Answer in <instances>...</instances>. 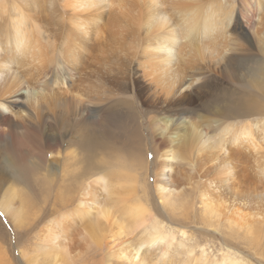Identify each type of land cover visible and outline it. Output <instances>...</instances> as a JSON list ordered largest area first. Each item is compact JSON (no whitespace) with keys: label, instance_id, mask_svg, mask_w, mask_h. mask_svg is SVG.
<instances>
[{"label":"rangeland","instance_id":"rangeland-1","mask_svg":"<svg viewBox=\"0 0 264 264\" xmlns=\"http://www.w3.org/2000/svg\"><path fill=\"white\" fill-rule=\"evenodd\" d=\"M5 1L11 7L2 13L5 18L3 25H9L10 18L19 15L17 12L21 9L26 20L22 31L24 34L17 37L20 47L15 63L0 68V90L4 89L3 84H13L12 90L5 95V106L0 107L3 115L0 130H4L2 135L0 133V207L1 204H10L15 214H21L17 215L19 222L16 226L0 210V264H26L31 256L38 257L37 264H46L45 260L50 264L51 258L58 254L62 259H72L74 256V264L86 259L83 245L75 246L81 240L80 229L74 228L68 237L65 233V242L57 251L50 247L53 243L43 240L44 227L51 220L56 221L69 214L67 212L71 207L68 208L70 205H67L69 202L66 199L75 195L77 184L78 190H81L83 182L93 180L98 174H107L108 170H103L105 167L114 169L119 163L132 174L139 175L136 188L140 189H136L137 196L151 211V215L158 218L160 227L165 228L162 231L174 232L175 245L178 242L184 245L183 249L178 247L179 252L167 259L158 257L156 252L151 253L145 258V264H200V261H190L185 252L193 249V256L200 258L202 247L208 259H214L217 263L222 254H230L237 264H264V185L256 181L257 177L264 180L256 173L258 165H264L260 164L264 163V35L261 36L260 30H256L257 26L251 24L247 31L239 30L228 37L235 42V48L243 51L237 57H231L226 68L223 67L218 73L214 66L219 51L215 52L210 46H218L223 54L229 52L230 47L223 40L209 42L210 49L198 52L195 51L201 46L200 41L193 43L195 45L183 46L188 49L183 54L185 51L182 48V54L185 55L183 60L192 54L184 62L183 72L188 75L200 74L204 78L193 83L189 89L192 101L186 109L190 119L178 121L179 125L199 123L198 134L203 137L217 135V128L225 125L235 126L243 122L257 125L254 139L257 138L258 142L254 141L255 150L241 148L243 151L240 149L239 154L245 160L243 167L247 171L249 167L248 172L256 176L255 181L243 183L240 189L247 204L242 211L243 215L246 213L245 220L248 218L252 223L256 221L253 234L250 228L252 232L240 225L233 227L232 222L221 214L214 217L213 213L218 207L216 200L209 209L202 200L203 192L209 191V188L204 189L206 186L200 184L201 171L205 167H198L207 159L208 152H205L204 146L191 149V154L184 151L179 155L183 159L176 162L181 161L182 172L184 168L187 172H184L185 181L181 180L183 187L180 186V191L178 189L181 197L179 200L175 198V203L169 202L167 207L160 202L153 184L156 171L154 150L159 149V140H169L170 135L166 130L167 133L162 137L159 131L153 130L152 121L164 118L159 125L166 122L171 129L175 123L168 118L167 113L161 111L160 105L153 106L150 103V92L146 90V82L139 73L137 46L141 38L171 26L181 30L191 17L200 18L198 28L204 24L202 16L207 7L206 0H95L92 8L79 16L82 20L78 19L83 24L80 31L88 29L89 36L79 34L75 37L78 43L76 48L71 47L69 59V49L63 46V35L68 32L69 23L59 12L56 0H0V6ZM50 2L54 7L48 6ZM263 11L258 13L259 18L264 15ZM91 17L94 23L90 21ZM254 30L257 37H252L250 46L246 43L247 34L250 36ZM202 46L205 47L204 43ZM62 51H67L66 57ZM65 66L70 67L68 71ZM62 75L66 76V81ZM62 84L65 90L66 86L69 87L70 90L66 91L69 95L59 86ZM56 90L63 93L54 96ZM26 133L29 134L28 141L21 138ZM88 138H96L93 141L96 144L91 155L93 157H88L86 153L85 141ZM216 140L211 141L212 147L217 145ZM4 145L11 147L8 152H2ZM7 158L16 162L17 158L20 159L18 165L21 168L14 170L16 167H7ZM261 170L264 171V167ZM108 177H113L112 173ZM6 183L14 189V193L6 191L10 187ZM181 250L185 252L181 253ZM53 251L57 252L54 254ZM77 253L81 254L82 260L77 259ZM102 258V255L95 257L94 264H101ZM110 262L122 264L120 260L111 259Z\"/></svg>","mask_w":264,"mask_h":264},{"label":"bare ground","instance_id":"bare-ground-1","mask_svg":"<svg viewBox=\"0 0 264 264\" xmlns=\"http://www.w3.org/2000/svg\"><path fill=\"white\" fill-rule=\"evenodd\" d=\"M85 1L86 0H56V3L58 4L59 12L64 17V20L69 23V30L63 35V46L69 49L68 56H67V51L65 53L62 51V53H64L63 56L64 57L67 56L68 59L71 57L70 56L71 47L75 46L76 48V45L78 43L77 40H75V37L79 36V34H82L83 36L87 35L88 29L84 32L80 31L81 29H83L81 28L83 24L81 25L78 22V19L82 20V18H79V16H82L84 12H87L86 10L89 9L91 5L95 4V0H90L88 4H86ZM206 4L207 7L205 13L202 16L204 24H201L198 28L197 26L200 18L191 17L188 20L187 24L181 30H178L175 26H171L170 28L164 31L158 33L155 32L153 35L149 37L142 36L143 38L139 40L141 42L137 46V54H138L137 64H139L138 68H140L139 73L141 78L146 82L145 85L146 90L150 92V97H151L150 103L153 104V106L160 105L161 111L167 113L168 118L172 119V121L175 123L174 128L171 129L170 126L168 127L166 122H164V124H162L161 126L159 125V122L163 121L164 118L159 119L158 121L156 120L152 121L153 130L159 131L162 137L165 135V133H167L166 132L167 130L169 135L171 136V137L168 136L169 140H163V141H160L159 140L160 138L159 139L157 138L159 140L158 142L159 149L156 148V150H154L155 164L154 163L153 164L155 165L156 171L153 176V181H154L153 184L155 186L156 193L160 202L162 201L166 206L167 203L169 204V202L173 204V202L175 201L174 199L177 197L179 200V197H181L179 196L180 194L179 191L183 187L181 186V184L183 179L185 178L184 172L186 171V168H184L185 171L182 172V168H181L182 166L179 163L181 161L179 162L176 161L183 159V158H179V155L181 156V154L184 151H188L189 153L187 154H191L192 152L191 149L197 148L198 146L200 147L202 145L205 147V152H208V155H207V159H205L204 161V164L201 163L202 165L199 166L197 165V166L205 167L203 168V171H201L202 175L200 174L201 175L200 184L206 186V187L203 186L204 189L207 188L208 190L209 188V191L207 193H204L206 191L203 192L204 199L202 200L205 202V205H207L208 209L213 204V201L216 200L218 207L217 210L213 213V215H215L214 217H219V215L221 214L227 220H230L232 222L233 227H238V225H240L243 226L244 229L248 228L249 230V231L247 230L248 232L253 231L254 234V230L252 229L256 227L254 225L256 221L252 223L251 222L252 220L249 221L248 218L247 220H245L246 213H244L243 215L242 211L243 208L246 209L247 204L244 201L245 196H241L240 194V189L243 183L249 184L248 182H250L251 180L255 181L256 176L254 174H253L254 176H252V173L248 172L249 167H248V171L246 170L245 167H243L245 160L243 161V157H241L239 154L241 148H246V149L251 148V151L255 148L254 145L256 144V142H258L256 140L257 138L254 139L255 133L258 129L257 125H252V123L250 122H243L235 126L225 125L223 128H221L222 127L221 126L217 128V130L215 129L218 132L217 134L218 136L214 135V136L203 137L198 134V128H200L199 123L190 121L191 123H185L186 125H179L178 121L182 120L183 118L186 119L189 118L187 117L189 112L186 109V107L192 101V99H190L189 89H191L193 83L198 82L200 79L203 80L204 78V76L202 77L200 74L194 73V75H188L185 72H183V65L185 64L184 62H186L188 58H191L192 55L190 52L191 55L189 56L187 55L188 57L187 58L185 57L186 59L183 60V57L185 56L183 54H185L186 50H188L186 48H183V46L185 45L191 46V44L195 45L193 43H195L196 41H200L202 44L204 43L205 47H203L201 44L200 46L201 48L199 47V49H196L195 52L207 48L210 49V47L215 52L219 51L214 66V68L216 69L215 72L218 73L219 70L223 69V67L226 68L228 60L231 57L235 55H236L235 57H237V55H239L238 53L243 51L242 49L241 51H239L237 48H235L236 47L235 42L229 39L228 37H232L234 33L239 30L247 31L253 24L257 26L256 30L257 29L260 30V35L261 36L264 35V18H263L264 15L262 16V18L258 17V13L264 10V0H250V1L206 0ZM48 6L54 7V4L50 2ZM121 6L126 11V8L123 5ZM7 7H11V5L7 1L3 2L2 5L0 6V68H3L4 65H10L11 63L14 62V60H16L15 58L18 57L20 44L17 41V37L24 34V32L22 31L26 20L24 18V15L22 14L23 11H21L23 9H21L17 12L19 15L15 14L12 18H10L9 25H3L5 18L2 16V13L6 10ZM94 18L96 17L94 16ZM90 21H93L92 23H94L93 17L90 18ZM254 35L257 37L255 30L254 33H252L250 36L247 34L248 39L246 43L250 46H251V39ZM262 37L264 38V36ZM181 40H183V42H181ZM220 40H223L222 42H224L226 46L230 47V49L228 50L229 52L223 54L220 53L219 48H217L218 46L213 47L208 45L209 42L213 43L215 41H220ZM182 48L184 49L185 52L182 50ZM182 52L184 53L182 54ZM189 60L188 63H190ZM69 68L65 66L66 70ZM62 76L66 81V76L65 75ZM59 86H62L63 92L67 94L69 93L66 92L67 89L70 90L68 86H66L67 87L66 90L64 84ZM3 88L5 90L4 89L0 90L1 108L5 106L7 102V98L5 97V95L7 94V91L12 90L13 84H7V85L3 84ZM58 91L56 90L55 92L56 94L54 96H60L63 93V92L60 93ZM25 93L27 94V92ZM62 96H64V94ZM51 97L53 96L51 95ZM43 99L44 97L42 98V100ZM245 111L248 112L247 110ZM2 120H3V115H1L0 113V122ZM260 120L261 119H259V121ZM255 121L258 122L257 119ZM230 124H234V123H230ZM2 130H0V133L2 132ZM173 135L176 136L173 137ZM217 137H219V140L215 139ZM21 138L27 140L29 138V134L26 133ZM89 138L87 141H85L87 142L86 153L88 157L89 156L93 157L91 155H92L93 147L96 145L95 143H93V141H95L97 137L94 138V140ZM212 140L217 141L216 142L217 145L216 146L213 145L215 147H212L210 145ZM255 140L256 142L254 143ZM262 142L261 143L264 144V141ZM203 144H205L206 146ZM4 146L3 147L5 150L2 148V152L3 151L8 152L9 149L11 148V147H7L6 145ZM257 149L258 148H256V150ZM259 149L261 150V148ZM202 152L203 151H200V153ZM16 160L17 162L14 161L12 158L5 159L6 166L9 167L10 169H14L13 167H16V169L14 170L21 168L18 165V160L20 159L17 158ZM260 164H264V163L261 162ZM119 165L117 167H114V169L113 167H108V168L105 167L103 170L105 171L108 170L107 174H98L97 177L94 178L93 180L89 182L87 181L83 182V186L81 185V190L80 189L78 190L79 184H77L75 188L76 189L75 195L73 197L70 196V198L68 197L69 195L67 196V198H69L66 199V201L69 202V204L67 205H70L68 208L71 207L70 211L67 212L69 214H67L64 218H61L59 220L56 221L51 220L49 225L44 227L45 231L42 233L43 240L46 239L48 240V242L53 243L50 246L53 248V250L54 249L57 250L61 247V244L65 242L66 234L68 237V234L71 233V231L74 228L80 229V235H81L80 242L75 246L79 247L83 245L82 250H85L83 254H85L87 257L86 259L82 260L80 259L81 254L77 253L78 254L77 259L82 260L79 262V264H94V258L98 257L99 255L103 256L102 262L100 261L101 264H110L111 259L113 261L120 260L121 261L120 263L122 264L123 263L145 264V258H147L151 253L154 254L156 252L158 257L167 259L171 254H175L179 252L177 250L178 247L180 248L182 247L181 249H183L184 245L182 244V242H178L175 245L176 235L174 234V232H171L169 230L162 231L165 228L162 229L160 227V222H158L159 220H157L158 218L155 219L154 217L155 215L152 216L150 213L151 211L149 212L146 209V206L142 203L141 199L138 198L136 189L137 188L140 189V187L136 188V185L138 184L137 176L139 175H136V173L132 174V172L129 169H127L126 166H122V165L119 166ZM263 167L264 165L261 166L258 165L257 169L259 170L256 172L258 175L262 177H264V171L261 170ZM195 171L198 172L197 169ZM17 173L18 172H16V175ZM109 173H112L113 177L109 178L108 177ZM23 175H26V173H23ZM18 178L19 177H17V179ZM9 180L8 183L10 182ZM256 181L264 185V180L261 179L260 177H257ZM7 185L10 186L9 184ZM182 185H184V183ZM6 191H8L9 194L14 193V189L11 186L7 188ZM18 196H14V197H18ZM259 197H261V195ZM262 200H263L262 206L264 207V198ZM184 203L183 205L185 206ZM179 205H181V207H184L182 206V204ZM1 206H2L0 207L1 212L7 217V219L10 220V222L13 223V225L17 226L19 222L17 215L19 213L15 214L16 211L15 209L10 208L11 207L10 204H1ZM19 215L21 216V214ZM249 228L252 231H250ZM181 236L183 237L184 234H181ZM44 244H46V242ZM173 248L175 249L173 250ZM187 250L188 252L181 250V253L182 251H184L190 261H200V264H237V262H235V260H233L230 257V254L229 255L222 254V258L217 263L216 260L214 259L212 261L208 259L206 251L203 247L200 251V258H195L193 256V251H192L193 249L192 250L187 249ZM50 253H52V250ZM56 257L54 256L53 258H51L52 260L48 259L49 258L48 257L47 260L51 261L49 262L50 264H74L72 261L74 260L73 259L74 256L73 257L70 256L72 257V259H69V257L66 259H62V257L60 256H58L57 259ZM38 260L39 259L37 256H31L26 260L25 263L37 264ZM41 260H44V257H41ZM97 261H99V259ZM44 262H46V264L48 263L46 260Z\"/></svg>","mask_w":264,"mask_h":264}]
</instances>
